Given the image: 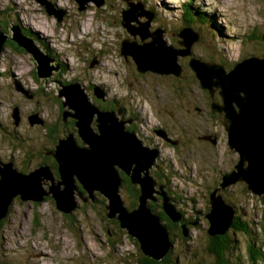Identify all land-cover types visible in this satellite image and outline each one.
Returning <instances> with one entry per match:
<instances>
[{"label": "rangeland", "instance_id": "374dc122", "mask_svg": "<svg viewBox=\"0 0 264 264\" xmlns=\"http://www.w3.org/2000/svg\"><path fill=\"white\" fill-rule=\"evenodd\" d=\"M128 1L139 3L138 11L147 15L154 14L148 30L162 32L165 46L171 45L178 51L185 50L186 46L179 44L182 38L178 35L184 30V34L187 35L186 44L191 45L188 46L189 52L178 53L174 61L181 67L180 75L150 71L146 69L147 60L139 65L141 69H146L141 72L131 55L122 54V48L127 52H138L143 48L148 56L157 57L165 49L162 42L152 43L150 36L145 38V27L139 26L141 20H146L145 17L140 18L139 22H131L136 29L127 26V14L122 15V11L127 8L126 0H44L43 2L0 0L4 24L10 29L11 34L13 27L17 29V26L39 31L46 37L47 46L54 55V60L50 62V74L43 76L41 78L43 80L37 82L31 73L37 62L36 59L31 58L30 52L22 55L12 47L4 49L0 47V119L10 122L12 119L10 105L17 103L26 112L34 108L35 111L42 113L45 122L55 128L50 131L51 138L54 136L65 138L70 132L74 137H79L78 128L76 126L75 129L72 118L68 117L64 122V118L60 115L65 110L72 112L67 105H64L66 96H60L63 88L69 84L75 83L81 86L92 101L94 98L91 85H103L105 89L108 88L107 102L111 99L118 101L141 117L143 124L149 115L148 112H153L154 106L151 105L152 110H149L148 106L161 97L162 101H157V106L161 108L160 114L163 118L172 112L180 122L184 120L182 123L193 124L191 122L193 121L198 127L194 129L193 136L188 141L186 131L182 132L179 123L177 126L179 128L173 127V133L174 135L184 133L186 143L175 147L161 146L163 154L161 153L157 163L162 164L163 161L171 159L173 174L156 173L157 165L149 163L151 151L141 144L144 149L143 162L138 166L141 168L138 177L144 178L145 188L142 192L144 201L148 203L149 196L157 195L160 197V208H162L163 199L168 200L167 203L180 212L179 221L187 230L185 236L173 226L169 227L171 233L168 232V237L171 241L168 240L170 248L167 253L170 260L162 264H215L207 233L210 221L205 216L209 208H212L210 195L215 190L216 195L220 194L222 200L232 209L233 216L238 217L239 222L246 223L249 228L248 234L231 229L228 231L232 245L227 253V260L231 264H253L248 257V246L252 242L261 253L260 260L254 264H264V192L255 193L247 188L246 182L239 180L227 184L225 188L221 187L224 176L234 169L239 160V154L230 149L227 134H223L224 126H220L207 113L208 110L204 111L205 105H208L207 95L204 94V103L203 89L189 65L190 60L196 58L223 64L225 70H228L241 59L253 55L260 56L264 52L262 39L264 0ZM53 6L54 9L61 10L60 18L56 15V10L53 11ZM82 6L83 8H80ZM145 43L147 44L142 47ZM58 63L63 64L60 71V68L58 70L55 68ZM159 64V67L163 66V62ZM170 66L172 64L167 67ZM15 79L21 80L26 88L34 90L32 92L36 101H28L13 87ZM96 94L101 97L103 93L100 89H96ZM59 96L60 99L57 98ZM168 99L172 100L171 105L168 104ZM205 113L217 125L214 127L211 124V127L220 133L216 144L215 141L198 139L195 135L202 133L199 124ZM106 116L107 120H113L111 115ZM23 126L25 128L30 126L28 115L24 116ZM35 130L39 133L42 131L38 126L33 129ZM0 131V133L7 132L3 129ZM45 132L47 133L46 129ZM5 139L12 143L6 135L0 136V162L11 164L13 158L15 167L27 168V165L23 167L26 163L24 157L29 156L31 148L22 147L20 150L18 147L19 150L15 151L6 145ZM82 140L85 142L83 138ZM130 140L138 146L136 139L130 136ZM41 144L44 146V142ZM45 146L52 145L47 143ZM40 148L37 144L36 151ZM51 149L55 152L56 147L52 146ZM158 156V154L154 156V159L156 160ZM46 170L41 168L34 181L37 182L39 178L42 188L51 192L50 180L46 178L43 179L46 183L44 181L41 183L43 175L48 176ZM163 177L165 181L162 180ZM113 179L109 178L112 181V196L115 193V189L113 193L115 185ZM62 180L63 178L56 181ZM95 181L98 180L91 182L89 188L93 187L91 191L98 194L95 186L101 181ZM59 186L69 190L68 195H65L68 198L72 189L70 182L59 183ZM104 188L108 189L106 185ZM71 191L75 208L70 214L58 209L55 200L52 199V193L39 201L32 198L21 199L18 196L12 198L6 206L8 210L0 217V264H138L139 246L128 236L126 227L117 226L113 220L106 218L109 211L106 206L109 200L101 203L99 199L102 200L103 197L107 199V197L99 194L100 196L97 195L93 203L90 192L79 195L75 188ZM142 194H139V199ZM116 195L119 205L129 207L132 198L124 186L118 187ZM83 197L88 200H84ZM219 202L215 200V205H218L220 212H223L222 217L225 215L228 219L230 211L223 210ZM168 204L166 206H169ZM114 207L120 208L117 205ZM144 208H140L141 213L150 220L148 224L154 225L155 228V231H147V233L161 242L157 252L162 253L169 247L168 241L162 232H158L155 220L147 216L148 212ZM154 210L160 211L158 208ZM2 211L0 209V214ZM118 214L120 211L116 213ZM147 227V230L151 228L149 225Z\"/></svg>", "mask_w": 264, "mask_h": 264}, {"label": "water", "instance_id": "95a60500", "mask_svg": "<svg viewBox=\"0 0 264 264\" xmlns=\"http://www.w3.org/2000/svg\"><path fill=\"white\" fill-rule=\"evenodd\" d=\"M40 1L43 2L44 0ZM80 8H83V6ZM48 9L50 10L49 5ZM55 10L56 9H54L53 6V11ZM56 15L60 18L62 16L61 10L57 9ZM122 15L125 16L126 12L123 11ZM59 18L58 20H61ZM132 21L133 18H131V15L127 14V26L130 29H136V26L131 24ZM181 31L182 32L178 34L179 37L182 38L179 41V44L186 46V49L183 51L189 52L188 48L191 44H186L185 38L187 35L184 34V30ZM145 35V38H147L148 36L152 38V43L162 42V46L165 47L163 52L158 54L157 57H150L147 55L143 48L138 52H127L124 50V48H122V54L124 56H126L127 54L131 55L141 72L149 69L150 71L160 74H168L172 72L175 75H180L181 67L174 61L176 60L178 53L183 51H178L171 45L165 46L162 32L158 30L154 32H149V30H147L145 32ZM7 37L8 36L6 34L0 32V47ZM12 39L15 40L17 44L23 47L27 52H30L33 58L36 59V71L39 77L48 76L50 74L51 60L38 52L32 42H30L29 38L23 36L19 32V30L13 27ZM262 39L264 41V34L262 35ZM146 44L147 43L142 44V47H144ZM157 51L159 52L158 49ZM145 60H147V68L141 69L139 65ZM161 62H163V66L159 67V63ZM263 63L264 53L262 54V57L253 55L242 59L236 62L229 70H225L223 64H217L211 61L206 62L200 59L193 58L189 62V65L198 78L202 89H208L211 95L214 91L219 89L218 93L221 96L222 102L221 104L212 102L211 107L214 111H218L220 114L224 113L223 122L227 134L228 145L230 149L238 152L239 154L238 162L235 164L234 169L224 176V183L221 184V187L239 180L246 182L247 188L252 189L253 192L258 194L264 192V152H262L263 155H261L258 159H255L254 151H248L249 148H244L242 146L237 131L233 127L235 121H233L234 119H232V117L235 118L240 116L238 102L244 99L245 93V91L243 92V89H241L240 86L242 85V83H244L245 86H247L254 92V66L256 64H259L262 67ZM169 64H172V66L167 67ZM240 69H242V71H240ZM243 79H246L248 83L242 82ZM229 83L235 89V101L237 103L234 101V99L228 101L226 99V96L224 95V89L230 87ZM62 95L66 96L64 105H67L72 110V112L64 111L63 118H66L68 115H70L76 119L78 133L89 146L77 145L76 140L72 134L58 140L53 156L59 164V171L61 174V178H63L60 183H64L65 181L70 182L71 188L74 189V178L76 176L78 179H80V181H82L84 188L91 192L93 187L89 188V184H91V182H93L94 180L101 181L102 183L99 182L98 184H96L95 188H97V190L105 195L109 200V204L106 206V208L109 209L107 214L108 217L119 220L120 226L122 228L126 227L128 234L138 241L139 248L145 255L153 259L160 260L167 254L170 248V240L168 237V232L160 224L159 217L148 211L147 204L144 201V193L142 194L143 189L145 188V184L143 183L144 178L142 179V177H138L139 170L141 169L138 168V166L143 162L142 150L144 149H142L141 142H136L138 146H135L130 140V134H127L123 131V127L121 124H118V122L116 121L117 119L113 117L112 114H107L104 111H96V107L94 108L92 103L88 100L87 95L84 93V90L81 87L79 88V86L75 83L65 86L61 91L60 96ZM256 98L258 99L260 109L264 111V94H258ZM259 101H261L263 105H260ZM235 107L237 109H235ZM95 113H97V132H95L90 126ZM14 115L17 121V109L14 110ZM106 115H111L113 120H107ZM262 119L264 120V112H262ZM144 157H146V155ZM116 165H118L119 168L123 169L127 174L131 173L130 175L132 176V181L140 185L142 194L140 196V201L137 208L131 211L123 208L122 204L119 205V199L117 197L118 195H116V192L120 185V179L118 178V169L116 168ZM40 170H36L30 173H22L14 169L9 163L0 165V209L1 211L3 210L0 214V217L5 214V212L7 211L6 206L15 196H19L21 199L32 198L35 201H39L42 200L44 196L52 193V197L55 200L58 209L62 210L65 213H69L72 209L75 208V202L73 200L71 191L72 189L70 190L69 197L67 198L65 197V195H68L69 192L67 188L62 189L59 184H57L50 186L51 192H47L42 188L39 178L37 179V182L34 181L36 180V174L40 172ZM132 174H134V176H136L137 178H135ZM109 178L111 180L114 178V196H112V181L109 180ZM105 185L108 187V189L104 188ZM162 193L166 194L165 191H162ZM149 199H154L153 195L149 196ZM215 200H217L218 202L220 201L219 203L220 205H222L223 210L228 209L230 211V217L228 219H226L227 217H225V215L222 217L223 212H220V207L218 205H215ZM167 201L168 200L163 199L164 205L162 206V209H164V211L167 215H169L172 221H179L181 219L180 212H178L175 208H173V206L168 204ZM210 202L209 203L211 204L212 208L205 215L206 218L210 221L208 233L211 236L222 234L228 229L231 223L233 217L232 209H230L225 201L222 200L220 194L216 195V190L210 195ZM166 204H168L169 206H166ZM116 205L120 208H115L114 206ZM140 208H144L147 210V216L152 217L155 220L158 232H162L167 241L169 240V247H167L165 251H162V253L157 252V247L159 243L161 245V242H158V240L156 241L154 237H150L147 233V231H155L154 225L151 226L150 224H148L150 220L144 217L145 214L141 213ZM118 211H120V214L116 215ZM147 225L151 227L149 230H147ZM139 226H141L142 228ZM182 228L183 233L186 236L187 230L184 225L182 226Z\"/></svg>", "mask_w": 264, "mask_h": 264}, {"label": "flooded vegetation", "instance_id": "af4514ba", "mask_svg": "<svg viewBox=\"0 0 264 264\" xmlns=\"http://www.w3.org/2000/svg\"><path fill=\"white\" fill-rule=\"evenodd\" d=\"M2 12H3V9H0V32L3 34H6L8 36L1 46L2 49H4L5 47H10V48L12 47L14 50H16L17 52H19L22 55H27V53L29 54V52H27L23 47L19 46L17 44V42L12 39V34L10 32V29L7 28L6 25L4 24ZM17 29L19 30V32L23 36L29 38L30 42H32V44L34 45V47L38 51H40L44 56L48 57L49 60H51V61L54 60V55L51 54V48L47 46V42L45 39L46 37L42 33H39V31L36 32L32 28H29L30 30L24 29L22 27L20 28V26H17ZM0 54H1V52H0ZM31 58H33V56H31ZM59 65H60V67H57ZM62 65H61V63H58L57 66H55V68L57 70H58V68H60L59 69V71H60L62 68ZM229 69H231V68H229ZM31 73H32V77L34 78L35 81L38 82L40 80H43V79H41V77L37 76V74H36L37 73L36 65L33 66ZM13 77H15V76H13ZM13 87H15L16 90L21 92L27 98L28 101H34L35 100L33 97L34 96V93H33L34 90L26 88L21 80L15 79L13 81ZM80 87L81 86H79V88ZM90 89L92 91L94 101H92L88 96H87V98L92 103L94 108L96 106L95 110L96 111H108V112H110V114H112L113 117H115L117 119L116 121L118 122V124L122 125L123 131L125 129V131H124L125 133H127V134L130 133V136L134 140L136 139L135 142H138V140H139L143 146L147 147L151 151L152 155H151V159H150L149 163H151V165L154 163H155V165H157L155 172L156 173H158V172L163 173L164 172L165 174H173L174 173V171H172L173 170V167H172L173 164L171 163L173 161L171 159H167V160L163 161L162 164L157 163L158 158L161 157L160 156L161 153L163 154V148L161 146L163 145V146L175 147L178 145H182L183 143H186L185 139L183 137L184 133H179V134L174 135L173 127L179 128L177 126L180 123L181 130H182V132L186 131L185 134H186V137L189 141L190 137L193 136L192 134L194 132V129L195 128L198 129L196 124L193 121H191L193 124L188 123V122L182 123V121H184V120L181 119L182 121L180 122L178 117L176 116V114L172 113V112H169V116L163 118L160 114L161 108L157 106V101H162L161 97H159V99L157 101L154 100V104H150L148 106L149 110H152L151 105L154 106L153 112L152 113L148 112L149 115L147 116V119L145 120L146 122L143 124L141 117L137 116L134 112H131L130 110H128L124 105L120 104L118 101L111 99L107 102V100H108L107 98L109 97V93L107 92L108 88L105 89V87L103 85L94 84V85H91ZM96 89H100L102 91L103 94L101 97L97 96ZM202 92H203L202 96L204 99V103H205L204 94L207 95V99H208V105L207 106L205 105L204 111L208 110L207 113H209V115L211 117H213L215 119V121L220 126H222V125L224 126V122H223L224 113L220 114L218 111H214L213 108L211 107L212 102H216L218 104H221V102H222L221 96L218 93V89L216 91H214L212 95L208 89H203ZM35 93H37V91ZM57 98L60 99V96ZM99 99H101V100H99ZM102 102H104V103H102ZM167 102L169 105L172 104V100L168 99ZM61 106H63L62 101H61ZM142 106H143V104H142ZM206 107H207V109H206ZM11 108H12V113H11L12 119H11V121L10 122L2 121L0 119V129H3L5 131H7L8 133L7 132L0 133V136L6 135V137H9L10 140L12 141V143L9 142L7 139H5L6 145L10 146L15 151L19 150V149H17L18 147H20V150L22 149V147H24L26 149L31 148L29 156L24 157V159L26 158V163L23 164V167H25L27 165V168L21 169V168L15 167L14 162H13V158H12V161L10 162L12 167L17 169L20 172H23V173H30V172H33L35 170L41 169V168H46L47 169L46 173L48 172V174H47L48 176L45 177V175H43V177L41 178V180H42L41 183H43V181H44L43 179L47 178V180H50L52 185L59 184L60 181H56V180L61 179V174L59 171V166L57 164L58 162L53 156L54 149H51V148H52V146L56 147L55 145H57V143H58L57 141L59 139H61L62 137L58 136L56 138H53V140L51 139V132L50 131H51V128L53 126L51 124L45 122L44 117L40 111H35L34 108H32L31 110L26 112L17 103H12L10 105V109ZM15 109H17V111H18V116H17L18 120L17 121H16V118L14 117L15 116L14 115ZM136 112H137V109H136ZM36 113H37V115H36ZM27 115H28V121H29L30 126L28 128H25L23 126L24 116L27 117ZM60 115L62 118L64 115V111H62V113ZM94 116L95 117L93 118L90 126L92 127V129L95 132H97L98 131L97 123H96L97 113H95ZM68 117L72 118V123L76 129V119L73 118L72 116L68 115L66 118H64V122L66 121V119ZM203 117L204 118L202 119V121H200L201 124H199L202 128V133L201 134L196 133L195 134L196 137L198 139L200 138V139H204V140H209L211 142L215 141L214 144L218 143L220 133L218 131H216L213 127H211V124H213L214 127L217 126L215 121L211 117L207 116L206 113L203 115ZM176 122H178V123L176 125H174ZM36 126H38L39 129L44 131V133H42V131H41V133L37 132L36 130L33 131V129ZM45 129H46L47 133L45 132ZM224 130H225V128L223 129V134L226 133V131H224ZM70 134H72V132L67 133L66 136H68ZM77 134L80 137V138L77 136L74 137L77 145L89 146L88 144H86V142H84L82 140L81 136L78 133V129H77ZM37 136H39L38 140H37ZM154 138H155V140H154ZM165 139H166V141H165ZM41 142H44V146H43V144H41ZM47 143L48 144L50 143L52 146L46 147L45 144H47ZM37 144H38V147H41V148L36 151ZM17 154L19 156V153H17ZM157 154L159 156L155 160L154 156H157ZM21 161L23 162L22 158H21ZM1 164H4V163H1ZM151 165H150V167H151ZM20 166H22V165H19V167ZM170 167H172V169H170ZM116 168L118 169V178L120 179L119 180L120 181L119 186H121L122 183L123 184L125 183V185H127L128 187L131 185L133 187V190L131 189V191H133L132 194L137 193V197H138L139 192H140L139 188H138L139 186H138V184H134L135 182H133L131 180L132 176L130 174H127L123 169L119 168L118 165H116ZM134 177H136V176H134ZM162 180L165 181V177H163ZM44 183H46V181H44ZM74 186H75V190H77L79 192V195H83V194H86L87 192H89L88 190H86L84 188L82 181H80V179H78L76 176L74 178ZM96 191H98V190H96ZM167 192L169 193V190ZM98 194H100V193L98 192ZM98 194L96 192H95V194L92 191L90 192V195L92 197V199L91 198L90 199L93 200V203H94V200L97 199L96 196ZM48 196H50V195H48ZM153 198L154 199H151L149 203H151V204L153 202L160 203V197L159 196L156 195L155 197L153 196ZM83 199L88 200L85 197H83ZM146 204L148 206V203H146Z\"/></svg>", "mask_w": 264, "mask_h": 264}, {"label": "bare ground", "instance_id": "6f19581e", "mask_svg": "<svg viewBox=\"0 0 264 264\" xmlns=\"http://www.w3.org/2000/svg\"><path fill=\"white\" fill-rule=\"evenodd\" d=\"M126 1H127L126 3L127 8L124 9L123 11H125L126 14L131 15V18H133V21H136V22H139L140 18L145 17L146 20H141L139 22L140 23L139 26L141 28L145 27L146 29L145 32H146L148 30V26L150 22L152 21L151 19L154 18V14L151 13V15H147L141 11H138L139 3L136 4L135 2H130L128 0ZM262 54L259 57H262ZM240 71H242V69H240ZM242 82L248 83L246 79H243ZM229 85L230 87L224 89V95L226 96V99L228 101L232 99H234L235 101V89L231 86L230 83ZM240 88L243 89V92L245 91L244 99L238 102L240 116L235 117V118L232 117V119H234L233 121H235L233 127L237 131V134H238V137L240 139V143L242 144V146L244 148H249L248 151H251V150L254 151V158L258 159L261 155H263L262 152H264V120L262 119V112L264 111L260 109V106L258 104V99L256 97L258 94H262V93L264 94V63L262 67L259 64H256L254 66V92L251 89H249L247 86H245L244 83H242ZM259 103L260 105H263L261 101H259ZM235 109L237 108L235 107ZM227 186L228 185H225L222 188H225ZM70 213L72 212H69L67 214H70Z\"/></svg>", "mask_w": 264, "mask_h": 264}, {"label": "trees", "instance_id": "16d2710c", "mask_svg": "<svg viewBox=\"0 0 264 264\" xmlns=\"http://www.w3.org/2000/svg\"><path fill=\"white\" fill-rule=\"evenodd\" d=\"M51 129L54 130L55 128L52 127ZM56 137H58V136H54L53 138H56ZM53 138H51V139L53 140ZM121 186L122 187L124 186V188H126L128 190V193H129L130 197L132 198L129 201V203H130L129 207H123V205H122V207L125 208L128 211H131V210L137 208L138 203L140 201L139 195L137 197L136 194H132L133 191H131V189L133 190V187L131 185L128 187L127 185H125V183L124 184L122 183ZM138 188H139V191H140L139 194H140L141 193L140 185H139ZM98 192L100 194H102L100 191H98ZM103 198H102V200L99 199V201H101V203L102 202L103 203L107 202L108 198L107 199L105 198L106 200L103 199ZM149 200H151V199H149ZM148 205H149V206H147L148 211L151 212L152 214L157 215L159 217V220H162L163 223L160 221V224H161V226L163 228L166 229L167 232H169L170 228L173 226V228L176 229L177 231H179L181 233V235H184L183 228H182V226H183L182 222L181 221H175V222L172 221V219L169 217V215L166 214L164 209L160 208L161 207L160 203L153 202L151 204V203L148 202ZM154 208H158L160 211L157 212L156 210H154ZM209 210H210V208H209ZM106 218H109L110 220H113L116 223L117 226L118 225L120 226V221L119 220H117L115 218H110V217H108V215H106ZM230 229L235 231V232L243 231L245 234L249 233V228H248L247 224L246 223H244V224L240 223L239 222V218L238 217H234V216L232 217V220H231V223H230L228 229L224 233L216 234V235L211 236L207 232L208 235H209V242H210V246H211L210 250H211L212 255L214 256L215 264H231L227 260V257H226L227 253H228V251H229V249H230V247L232 245V239H231L230 235L228 234V231ZM170 233H171V231H170ZM128 236L131 238V240H133L135 242L136 245L139 246V243H138V241L135 238H133L129 234H128ZM169 240L171 241L170 237H169ZM248 247H249V251H248L249 255H248V257H249L250 261L254 264L258 260H260V257H261L260 250L257 247H255L252 242L249 244ZM138 249H139V254H140L138 264H162L163 262L165 263V262L170 260L169 259V253H167L165 256H163L162 259L156 260V259H153V258L145 255L139 247H138Z\"/></svg>", "mask_w": 264, "mask_h": 264}]
</instances>
